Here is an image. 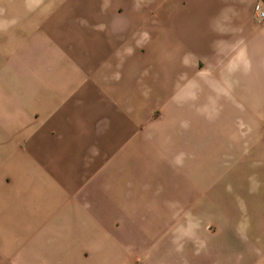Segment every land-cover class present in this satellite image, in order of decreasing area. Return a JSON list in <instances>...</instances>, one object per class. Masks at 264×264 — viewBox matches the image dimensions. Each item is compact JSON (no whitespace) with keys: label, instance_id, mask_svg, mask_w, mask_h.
Here are the masks:
<instances>
[{"label":"crops","instance_id":"0c3cea01","mask_svg":"<svg viewBox=\"0 0 264 264\" xmlns=\"http://www.w3.org/2000/svg\"><path fill=\"white\" fill-rule=\"evenodd\" d=\"M187 1L217 32L167 72L184 0H0V264H216L184 230L186 93L202 55L246 75L262 6Z\"/></svg>","mask_w":264,"mask_h":264},{"label":"rangeland","instance_id":"374dc122","mask_svg":"<svg viewBox=\"0 0 264 264\" xmlns=\"http://www.w3.org/2000/svg\"><path fill=\"white\" fill-rule=\"evenodd\" d=\"M258 2L262 8L252 14L242 61L246 75L229 77L228 68H220L239 66L235 47L233 60L215 66L202 55L197 70L202 91L186 93L184 230L207 252L215 247L216 264L264 263V18L259 17L264 4ZM194 4L184 0L178 5L184 12L169 13L165 31L174 61L166 62L167 72L186 63L189 54H201L218 27L208 12L195 16Z\"/></svg>","mask_w":264,"mask_h":264},{"label":"built area","instance_id":"2783aa9c","mask_svg":"<svg viewBox=\"0 0 264 264\" xmlns=\"http://www.w3.org/2000/svg\"><path fill=\"white\" fill-rule=\"evenodd\" d=\"M259 17H260V19H263L264 18V11H261Z\"/></svg>","mask_w":264,"mask_h":264}]
</instances>
